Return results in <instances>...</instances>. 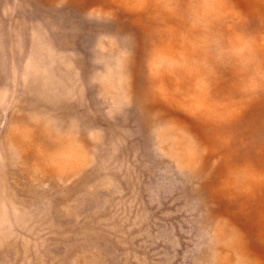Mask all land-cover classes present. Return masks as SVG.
Here are the masks:
<instances>
[{"label": "rangeland", "instance_id": "obj_1", "mask_svg": "<svg viewBox=\"0 0 264 264\" xmlns=\"http://www.w3.org/2000/svg\"><path fill=\"white\" fill-rule=\"evenodd\" d=\"M0 264H264V0H0Z\"/></svg>", "mask_w": 264, "mask_h": 264}]
</instances>
